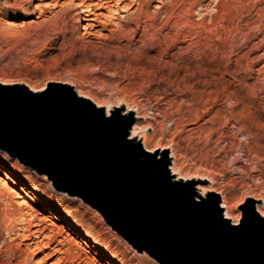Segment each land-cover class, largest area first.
I'll list each match as a JSON object with an SVG mask.
<instances>
[{
    "label": "rangeland",
    "instance_id": "374dc122",
    "mask_svg": "<svg viewBox=\"0 0 264 264\" xmlns=\"http://www.w3.org/2000/svg\"><path fill=\"white\" fill-rule=\"evenodd\" d=\"M92 2L98 0H0V91L66 83L97 106L132 110L145 147L166 148L178 177L205 179L199 185L219 193L223 212L240 213L247 197L259 207L264 0H109L92 5L95 20H84L78 3ZM78 17L83 27L76 30ZM14 161L0 151V264H55L53 247L78 250L96 264H158L94 209ZM36 197L61 206L111 258L95 253ZM34 229L43 232L37 244L7 233Z\"/></svg>",
    "mask_w": 264,
    "mask_h": 264
},
{
    "label": "water",
    "instance_id": "95a60500",
    "mask_svg": "<svg viewBox=\"0 0 264 264\" xmlns=\"http://www.w3.org/2000/svg\"><path fill=\"white\" fill-rule=\"evenodd\" d=\"M132 110L62 89L0 91V151L94 209L132 249L158 264H264V217L247 197L238 223L217 193L171 172L167 149L129 138ZM159 153V154H158Z\"/></svg>",
    "mask_w": 264,
    "mask_h": 264
},
{
    "label": "bare ground",
    "instance_id": "6f19581e",
    "mask_svg": "<svg viewBox=\"0 0 264 264\" xmlns=\"http://www.w3.org/2000/svg\"><path fill=\"white\" fill-rule=\"evenodd\" d=\"M109 2V0H98L97 3H94L92 2V4H83V3H78V5L81 7V10H79L80 13H82L84 15L83 19L84 20H95L96 18L92 17V16H95V12L93 11V8H92V5H97L99 8L101 7H105L104 5L107 4ZM143 3V2H142ZM138 4V3H137ZM107 6V5H106ZM94 7V6H93ZM96 7V6H95ZM195 7V6H194ZM156 9V8H155ZM137 10V9H136ZM92 15V16H91ZM91 16V17H90ZM81 18L78 17V24L76 25L75 29H79L83 27V24H81L79 22ZM109 108H106V112L108 111ZM135 119L136 116H134ZM139 125H137L135 122L134 124L132 125L131 127V130H130V134H129V138H134L136 137L137 139H142L141 140V144L142 146L150 151V152H153L155 150H150V148H146L145 147V140H143V136H139L137 133H136V129L138 128ZM142 129V128H141ZM146 139V138H145ZM147 140V139H146ZM163 149H166V148H160V149H156L159 151H162ZM158 153V154H159ZM171 157V156H170ZM171 162H172V166H170V170L173 171V161H172V158H171ZM170 162V163H171ZM14 165L15 167L19 168L20 170H24L26 169L25 168V165H22L20 162H18L17 160L14 161ZM5 183V182H4ZM7 183L5 184V187H6ZM8 187V186H7ZM197 191L203 195L205 192H208V191H212V192H215L219 195V193L217 191H215V189L213 190V188H210L209 186H203V185H199V184H196L195 185ZM215 188V187H214ZM10 189V192L11 193H14L15 196L17 198H22L21 197V194L19 192V190L15 189V188H9ZM24 188H21V190H23ZM29 194H31L32 196H35V191L34 190H27ZM221 197V196H219ZM247 199V198H246ZM36 203L42 205L45 209H47L48 211H50L51 213L54 214V216L56 217H61L66 223L67 225L73 229L76 233V235H78L79 237H81V239L87 243L90 244L91 246V249L95 252V253H99L100 256L104 259H109L111 258V252L105 250L102 248V246L100 244H98L97 242H95L93 240V238L91 236H89V234L81 231L79 228H77L75 222L73 221V219L65 212V210H63V208H61V206H52L50 205L47 201L43 200L42 198L40 197H36L35 199ZM23 202V201H22ZM25 202V201H24ZM8 203V202H7ZM256 205V204H255ZM260 206L262 205V208L259 207H256L255 206V209L256 211L258 212V214L262 217H264V202L260 203L259 204ZM221 207L225 208L224 206V203L222 202L221 204ZM228 208V207H227ZM224 216L229 218L233 224H236L238 223V220L240 218V213L239 212H235V213H231L230 211L228 212V210L225 209V211L223 212ZM24 220V219H23ZM8 228V227H7ZM4 229V228H3ZM16 229V228H15ZM8 234H13L15 236H21V237H24V238H28V239H31L30 243H34V244H37L38 241H39V237L41 235V230L40 229H34V230H30L29 234L27 235H23L22 233H19V232H13V233H10V231L8 230L7 231ZM14 236V237H15ZM9 237L11 239H13V237L11 235H9ZM53 251L57 252L59 255H58V258L56 259V262L55 264H96L94 261H87L86 258H83L82 255H81V252H79L78 250L76 251H73L71 252V250L68 248V249H65V250H61L60 248H56V247H53ZM40 262V261H39ZM38 263V262H37Z\"/></svg>",
    "mask_w": 264,
    "mask_h": 264
}]
</instances>
